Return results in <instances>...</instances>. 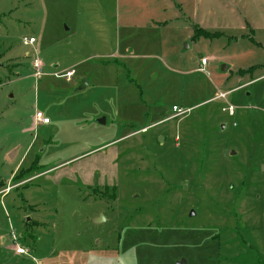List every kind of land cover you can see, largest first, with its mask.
Returning <instances> with one entry per match:
<instances>
[{
  "label": "rangeland",
  "instance_id": "374dc122",
  "mask_svg": "<svg viewBox=\"0 0 264 264\" xmlns=\"http://www.w3.org/2000/svg\"><path fill=\"white\" fill-rule=\"evenodd\" d=\"M181 260L264 264V0H0V264Z\"/></svg>",
  "mask_w": 264,
  "mask_h": 264
},
{
  "label": "built area",
  "instance_id": "2783aa9c",
  "mask_svg": "<svg viewBox=\"0 0 264 264\" xmlns=\"http://www.w3.org/2000/svg\"><path fill=\"white\" fill-rule=\"evenodd\" d=\"M35 42H36V40L34 38H30V39L25 38L24 39V45H27V46H31ZM208 61L209 60L206 58H203L201 60V67L199 68V71L206 72V66L208 65ZM33 68L35 69V73H34L35 77L37 79H39L43 75V64H42V62L37 58L34 59ZM74 74H75L74 70H70V71L66 72L64 77L66 78L67 81H70L71 78L74 76ZM220 96L222 98H225L227 96V93H222V94H220ZM173 111L176 115H179V116L183 115L185 113L180 108H178L176 106L173 107ZM227 112L229 113V115H233L234 114V107L229 106ZM34 121L37 124H43V125H48L51 122L50 119L48 117H46L43 112L38 111V110L36 111V114L34 115ZM12 239H14V234L12 235ZM14 247H15L16 254H19V255L25 254V250L21 246H19L16 242H15Z\"/></svg>",
  "mask_w": 264,
  "mask_h": 264
},
{
  "label": "water",
  "instance_id": "95a60500",
  "mask_svg": "<svg viewBox=\"0 0 264 264\" xmlns=\"http://www.w3.org/2000/svg\"><path fill=\"white\" fill-rule=\"evenodd\" d=\"M225 69H226V67L223 68V70H225ZM86 86H87V83L83 82V83L79 86V88H78L77 90H82V89H84ZM99 123H105V119H101V120H99ZM193 214H194V212H193ZM177 264H186V261H185V260H181V261H179Z\"/></svg>",
  "mask_w": 264,
  "mask_h": 264
},
{
  "label": "flooded vegetation",
  "instance_id": "af4514ba",
  "mask_svg": "<svg viewBox=\"0 0 264 264\" xmlns=\"http://www.w3.org/2000/svg\"><path fill=\"white\" fill-rule=\"evenodd\" d=\"M15 242L19 245V246H21L20 244H19V238L14 234V239H12V246H14L15 245ZM22 247V246H21ZM23 248V247H22ZM24 250H25V254H20V255H27V254H29V251L27 250V249H25V248H23ZM17 255H19V254H17Z\"/></svg>",
  "mask_w": 264,
  "mask_h": 264
},
{
  "label": "trees",
  "instance_id": "16d2710c",
  "mask_svg": "<svg viewBox=\"0 0 264 264\" xmlns=\"http://www.w3.org/2000/svg\"><path fill=\"white\" fill-rule=\"evenodd\" d=\"M198 32H201L203 34H197V35H206V36H209V34L205 33L204 31L200 30V29H197ZM114 189V188H113ZM112 189V190H113Z\"/></svg>",
  "mask_w": 264,
  "mask_h": 264
},
{
  "label": "crops",
  "instance_id": "0c3cea01",
  "mask_svg": "<svg viewBox=\"0 0 264 264\" xmlns=\"http://www.w3.org/2000/svg\"><path fill=\"white\" fill-rule=\"evenodd\" d=\"M68 71H70V70H68ZM173 107H175V106H173ZM173 109V108H172ZM51 123V122H50ZM49 125V124H48ZM46 171H49V170H46ZM46 175V174H45Z\"/></svg>",
  "mask_w": 264,
  "mask_h": 264
}]
</instances>
